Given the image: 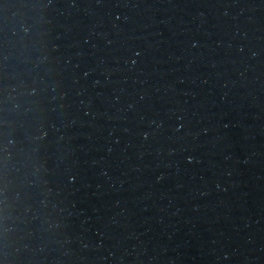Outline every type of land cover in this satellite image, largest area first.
Segmentation results:
<instances>
[{"label":"water","instance_id":"95a60500","mask_svg":"<svg viewBox=\"0 0 264 264\" xmlns=\"http://www.w3.org/2000/svg\"><path fill=\"white\" fill-rule=\"evenodd\" d=\"M0 264H264V0H0Z\"/></svg>","mask_w":264,"mask_h":264}]
</instances>
